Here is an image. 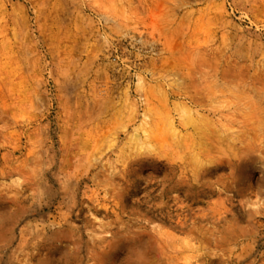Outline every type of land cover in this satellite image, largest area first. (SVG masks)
I'll use <instances>...</instances> for the list:
<instances>
[{
    "label": "rangeland",
    "instance_id": "1",
    "mask_svg": "<svg viewBox=\"0 0 264 264\" xmlns=\"http://www.w3.org/2000/svg\"><path fill=\"white\" fill-rule=\"evenodd\" d=\"M0 214V264H264V0H0Z\"/></svg>",
    "mask_w": 264,
    "mask_h": 264
},
{
    "label": "bare ground",
    "instance_id": "2",
    "mask_svg": "<svg viewBox=\"0 0 264 264\" xmlns=\"http://www.w3.org/2000/svg\"><path fill=\"white\" fill-rule=\"evenodd\" d=\"M138 238L139 237L137 236L120 235L113 240L109 239L108 249L106 251L95 253L93 258L98 264H115L116 262L118 264H147V257L144 253L145 245L138 242ZM56 248L58 249L59 247L56 246ZM59 250L61 255H65L70 249L67 247L65 250ZM120 252L123 253V256L118 259ZM55 263L56 260L49 257L40 261L38 264Z\"/></svg>",
    "mask_w": 264,
    "mask_h": 264
}]
</instances>
